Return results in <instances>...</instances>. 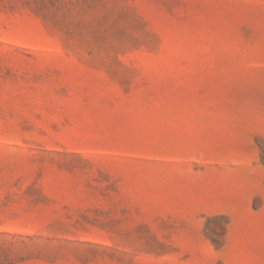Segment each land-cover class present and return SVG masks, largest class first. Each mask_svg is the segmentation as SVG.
I'll return each mask as SVG.
<instances>
[{
    "label": "rangeland",
    "instance_id": "374dc122",
    "mask_svg": "<svg viewBox=\"0 0 264 264\" xmlns=\"http://www.w3.org/2000/svg\"><path fill=\"white\" fill-rule=\"evenodd\" d=\"M0 233L12 264H264V0H0Z\"/></svg>",
    "mask_w": 264,
    "mask_h": 264
},
{
    "label": "trees",
    "instance_id": "16d2710c",
    "mask_svg": "<svg viewBox=\"0 0 264 264\" xmlns=\"http://www.w3.org/2000/svg\"><path fill=\"white\" fill-rule=\"evenodd\" d=\"M0 235L4 236V237H8L9 239H31V237H25L22 235H13V234H8V233H0ZM11 243L8 241H4L2 242V244L0 245V253L2 256V259L0 257V264H12L13 262H15L14 260L9 259V256L5 253V248H7L8 246H10Z\"/></svg>",
    "mask_w": 264,
    "mask_h": 264
}]
</instances>
